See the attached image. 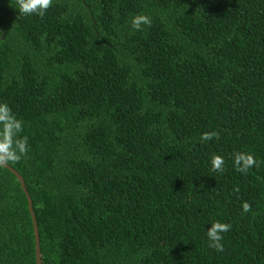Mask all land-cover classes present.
<instances>
[{
  "label": "trees",
  "instance_id": "obj_1",
  "mask_svg": "<svg viewBox=\"0 0 264 264\" xmlns=\"http://www.w3.org/2000/svg\"><path fill=\"white\" fill-rule=\"evenodd\" d=\"M0 106L42 264H264V0H0ZM0 264H36L2 166Z\"/></svg>",
  "mask_w": 264,
  "mask_h": 264
},
{
  "label": "clouds",
  "instance_id": "obj_2",
  "mask_svg": "<svg viewBox=\"0 0 264 264\" xmlns=\"http://www.w3.org/2000/svg\"><path fill=\"white\" fill-rule=\"evenodd\" d=\"M53 0H17L18 11L21 15H39L43 17L46 10L50 7ZM151 20L148 16L137 15L134 16L131 20V26L133 29L140 30L141 25H150ZM0 111L6 112V106H0ZM3 118V117H0ZM8 127H15L17 130L20 128V123L18 121L9 120L7 125ZM211 134H204L202 139H210ZM19 151L20 154H23L26 151V142L21 140L17 141L15 149L12 147L11 142L5 141L0 143V153H2V158L16 161L20 157L16 154V151ZM239 159L243 160L244 167H251L254 164V160L251 156L240 157ZM211 163L214 168L219 169L222 163V160L218 156H214L211 160ZM243 208L245 211L248 210V205L244 204ZM230 224H224L220 222H212L211 228L207 230V238L209 241L208 246L214 248L217 251H222L223 246L220 243L222 240L221 233L227 232L230 229Z\"/></svg>",
  "mask_w": 264,
  "mask_h": 264
},
{
  "label": "water",
  "instance_id": "obj_3",
  "mask_svg": "<svg viewBox=\"0 0 264 264\" xmlns=\"http://www.w3.org/2000/svg\"><path fill=\"white\" fill-rule=\"evenodd\" d=\"M0 166L8 169L10 172H12L16 176V178L19 181V183L22 187V190H23V192L27 198L28 207H29V211L31 214L32 222H33V230H34V238H35V250H36V264H42L39 230H38V226H37L36 217H35V214L33 212V202H32L31 196L27 190L24 178L21 176V174L18 171H16L14 168L9 166L4 161H0Z\"/></svg>",
  "mask_w": 264,
  "mask_h": 264
}]
</instances>
